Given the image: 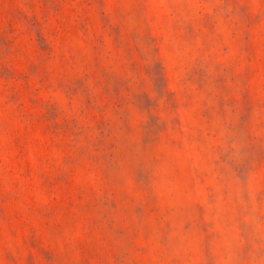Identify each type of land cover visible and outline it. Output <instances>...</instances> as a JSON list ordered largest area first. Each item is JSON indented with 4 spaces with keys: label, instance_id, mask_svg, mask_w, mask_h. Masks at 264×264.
Instances as JSON below:
<instances>
[{
    "label": "rangeland",
    "instance_id": "374dc122",
    "mask_svg": "<svg viewBox=\"0 0 264 264\" xmlns=\"http://www.w3.org/2000/svg\"><path fill=\"white\" fill-rule=\"evenodd\" d=\"M0 264H264V0H0Z\"/></svg>",
    "mask_w": 264,
    "mask_h": 264
}]
</instances>
